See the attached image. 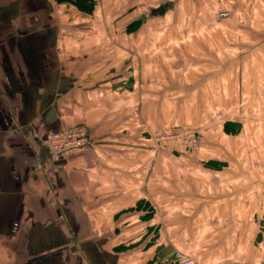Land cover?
Returning <instances> with one entry per match:
<instances>
[{
  "label": "crops",
  "instance_id": "crops-1",
  "mask_svg": "<svg viewBox=\"0 0 264 264\" xmlns=\"http://www.w3.org/2000/svg\"><path fill=\"white\" fill-rule=\"evenodd\" d=\"M261 1H246L259 25L236 27L244 57H139L155 24L125 32L124 0L86 18L0 0V264L264 261ZM80 125L92 149L53 156L46 135ZM166 129L198 130L201 150L154 148Z\"/></svg>",
  "mask_w": 264,
  "mask_h": 264
},
{
  "label": "rangeland",
  "instance_id": "rangeland-1",
  "mask_svg": "<svg viewBox=\"0 0 264 264\" xmlns=\"http://www.w3.org/2000/svg\"><path fill=\"white\" fill-rule=\"evenodd\" d=\"M170 1L124 0L125 13L123 17L128 13L129 15L137 13V20H140L141 26L137 31H134L135 33L141 32L148 21L155 24L153 32L156 39L150 43L154 53H141L139 57H244L246 45L238 44H244L246 38L243 37V32L238 30L240 28L236 27H242L245 22H257L259 25L262 21L258 13L254 17L249 12L246 3L248 0H184V7L178 14L174 9L176 5ZM255 1L251 0L250 5L254 3L259 5V2L263 5L261 0ZM96 5H98V0H96ZM73 8L75 12L72 11L69 17H73L77 13L86 18L95 13L94 11L92 15H85L76 7L73 6ZM173 9L174 13L171 11ZM123 17L118 15L117 21ZM143 31L146 32L145 29ZM245 35H247L246 32ZM233 41L237 43L236 52L232 51L233 49L228 50L227 47V44L232 46L231 42ZM255 51L259 55L258 49ZM174 147L179 146L174 145ZM167 150L181 149L170 148ZM189 157L196 159V156Z\"/></svg>",
  "mask_w": 264,
  "mask_h": 264
},
{
  "label": "built area",
  "instance_id": "built-area-1",
  "mask_svg": "<svg viewBox=\"0 0 264 264\" xmlns=\"http://www.w3.org/2000/svg\"><path fill=\"white\" fill-rule=\"evenodd\" d=\"M201 140V133L194 129L155 131L151 134V143L156 149L179 148L192 154L201 149ZM46 145L53 156L68 158L91 150L94 143L88 127L81 125L74 130L49 133L46 136ZM173 261L175 264H199L182 252H176Z\"/></svg>",
  "mask_w": 264,
  "mask_h": 264
},
{
  "label": "trees",
  "instance_id": "trees-1",
  "mask_svg": "<svg viewBox=\"0 0 264 264\" xmlns=\"http://www.w3.org/2000/svg\"><path fill=\"white\" fill-rule=\"evenodd\" d=\"M60 4H66L68 6L76 7L80 12L84 13L85 15H92L96 8V0H56ZM140 20H135L126 26L125 32L127 33H135L137 31L141 23ZM133 28V30H132ZM81 126V125H80ZM78 128V127H77ZM225 130L228 132H234V129L231 128L230 124L225 125ZM47 136V135H46ZM123 246H120L118 250H122Z\"/></svg>",
  "mask_w": 264,
  "mask_h": 264
},
{
  "label": "bare ground",
  "instance_id": "bare-ground-1",
  "mask_svg": "<svg viewBox=\"0 0 264 264\" xmlns=\"http://www.w3.org/2000/svg\"><path fill=\"white\" fill-rule=\"evenodd\" d=\"M185 130H186V129H185ZM194 130H195V129H194ZM201 135H202V134H201ZM201 144H202V140H201ZM173 146H174V145H173ZM177 146H178V145H177ZM201 147H202V145H201ZM200 150H201V149H200ZM200 150H199V151H200Z\"/></svg>",
  "mask_w": 264,
  "mask_h": 264
},
{
  "label": "water",
  "instance_id": "water-1",
  "mask_svg": "<svg viewBox=\"0 0 264 264\" xmlns=\"http://www.w3.org/2000/svg\"><path fill=\"white\" fill-rule=\"evenodd\" d=\"M189 159H191V160H195L194 158H191V157H189Z\"/></svg>",
  "mask_w": 264,
  "mask_h": 264
}]
</instances>
